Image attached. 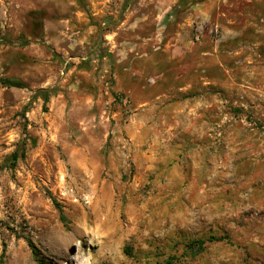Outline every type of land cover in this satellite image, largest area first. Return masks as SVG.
<instances>
[{"label": "rangeland", "instance_id": "rangeland-1", "mask_svg": "<svg viewBox=\"0 0 264 264\" xmlns=\"http://www.w3.org/2000/svg\"><path fill=\"white\" fill-rule=\"evenodd\" d=\"M123 2L0 0V264H264V0Z\"/></svg>", "mask_w": 264, "mask_h": 264}, {"label": "trees", "instance_id": "trees-1", "mask_svg": "<svg viewBox=\"0 0 264 264\" xmlns=\"http://www.w3.org/2000/svg\"><path fill=\"white\" fill-rule=\"evenodd\" d=\"M78 1H80V0H78ZM180 1H182V0H179V2ZM129 2H130V0H124L123 6H122V10L129 4ZM107 21H108V19H107ZM24 42H26V41H24ZM0 82L3 83V84H6V85H10V86H17V87H22L23 86V83L19 79H14V78H1ZM50 93H51L50 89H38L35 92V94L38 95L42 99L44 104L48 101ZM24 155H25V151H24L23 147L20 148L19 150L18 149L13 150L10 153V155L7 157V160H8V163H9L8 166L9 167H14V165L16 164V161L19 158L24 157ZM224 237L225 236L215 237L214 235H209V236H207L205 238L204 237H199V238H195V239H190L184 244L185 250L188 253H190L192 255H195V254L201 252L204 249V246H205L206 242L215 241V240H221ZM30 245H31L32 253L34 254V256H36L38 254L36 248L32 244H30ZM175 260H176V257L169 256L163 262H157V263H154V264H171Z\"/></svg>", "mask_w": 264, "mask_h": 264}]
</instances>
